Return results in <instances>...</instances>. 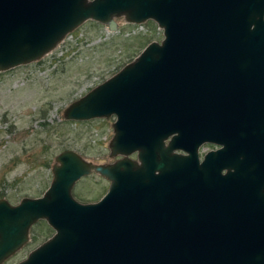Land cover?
Here are the masks:
<instances>
[{
  "label": "water",
  "instance_id": "obj_1",
  "mask_svg": "<svg viewBox=\"0 0 264 264\" xmlns=\"http://www.w3.org/2000/svg\"><path fill=\"white\" fill-rule=\"evenodd\" d=\"M213 3L0 0V71L40 58L89 18L109 29L120 15L134 23L152 19L163 34L65 107L66 119L115 115L109 148L120 157L91 164L63 149L41 196L15 205L0 199V264L39 220L52 236L16 264H264L259 189L253 207L217 219L204 215L202 195L193 193L199 143L222 144L206 154L202 163L209 164L220 162L222 149L236 148L239 132L241 147L264 151L248 136L264 132V86L253 79L256 63L264 67V27L251 26L264 0H241V9ZM223 6L230 8L227 21L216 11ZM91 171L109 186L98 201L81 203L71 189Z\"/></svg>",
  "mask_w": 264,
  "mask_h": 264
},
{
  "label": "rangeland",
  "instance_id": "obj_2",
  "mask_svg": "<svg viewBox=\"0 0 264 264\" xmlns=\"http://www.w3.org/2000/svg\"><path fill=\"white\" fill-rule=\"evenodd\" d=\"M115 29L86 19L40 58L0 71V199L17 204L43 194L52 179L55 156L78 152L91 164L109 163L115 115L66 119L65 107L133 60L142 44L160 41L155 21L114 18ZM109 181L95 171L76 181L72 196L81 203L99 199ZM54 230L44 220L34 223L25 244L1 264H16Z\"/></svg>",
  "mask_w": 264,
  "mask_h": 264
},
{
  "label": "flooded vegetation",
  "instance_id": "obj_3",
  "mask_svg": "<svg viewBox=\"0 0 264 264\" xmlns=\"http://www.w3.org/2000/svg\"><path fill=\"white\" fill-rule=\"evenodd\" d=\"M212 1L218 6H220V2H222L221 5H223V2H227L230 6L240 9L242 4L241 0ZM215 3H213L214 7ZM216 11L221 18L226 16L224 21H227L232 17L231 15H228L230 11L229 6H223V8L217 9ZM240 15L241 13L239 14V17ZM251 26L254 28L264 27V8L262 15H256L254 17L253 22H251ZM262 65V63H260V65L256 63L254 68L253 79L255 81L256 88L259 86H264V67ZM260 67H263V69L261 74L258 75L257 70ZM257 95L256 97L258 100ZM255 117H257V113H255ZM261 117H263L262 124H264V112ZM257 119H259V117H257ZM259 133L260 132H258V134H249L248 136H251L257 144L264 145V132L261 134ZM235 144L236 148H230L229 150L222 149L221 151H223V153L221 152L222 155L220 162L214 164L206 163V161L202 163V161L205 159V156L209 151L219 149L222 147V144H216L214 142L205 140L197 145L196 151L199 162L198 164L191 166L190 177L192 182H196L197 185V188L193 189V193L202 195L199 199L201 200L202 204L205 203L206 205H204V215L206 217L212 216L217 219L241 214L242 206H244L246 209L251 205L252 207L255 205V201L258 198L255 195L257 188L259 189V198H261L260 200H264L262 199L264 197V162H262V159H260H264V151L259 148L241 147V132L238 133ZM173 152L183 153V151L176 148L173 150ZM129 156L131 158H136V152L131 153ZM118 157H120V155L115 157V159ZM208 157L209 156H207L206 159H208ZM114 160L110 161L109 163H112Z\"/></svg>",
  "mask_w": 264,
  "mask_h": 264
},
{
  "label": "trees",
  "instance_id": "obj_4",
  "mask_svg": "<svg viewBox=\"0 0 264 264\" xmlns=\"http://www.w3.org/2000/svg\"><path fill=\"white\" fill-rule=\"evenodd\" d=\"M147 42L143 43L141 47H144V45L146 44Z\"/></svg>",
  "mask_w": 264,
  "mask_h": 264
}]
</instances>
